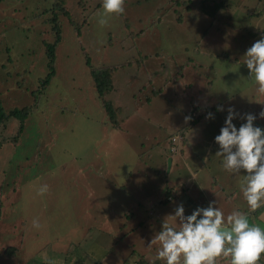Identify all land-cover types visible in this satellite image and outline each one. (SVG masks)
I'll list each match as a JSON object with an SVG mask.
<instances>
[{"label":"rangeland","instance_id":"rangeland-1","mask_svg":"<svg viewBox=\"0 0 264 264\" xmlns=\"http://www.w3.org/2000/svg\"><path fill=\"white\" fill-rule=\"evenodd\" d=\"M190 2L125 0L124 14L101 27L103 0H66L73 26L58 17L53 75L43 91L38 80L47 74L44 49L53 42L52 0L0 2V102L5 112L30 108L14 145L9 140L16 119L9 118L0 133L6 140L0 145V247L23 231L24 255L46 246L55 254L73 246L84 250L98 234L84 237L90 225L107 231L110 220L115 228L104 251L133 250L165 264L155 259L159 243L149 245L179 201L185 215L213 201L225 216L233 210L252 214L240 190L247 173L223 169L214 138L229 107L238 114L232 121L237 129L248 113L264 129V96L243 64L246 49L264 36V0ZM122 63L128 65L114 72L112 89L103 95L120 109L114 128L88 73ZM208 113L213 118L206 119ZM179 137L170 153L172 138ZM44 184L48 192L38 195ZM91 205L96 213L86 217ZM254 224L263 228L264 212ZM5 262L13 259L0 251V264ZM217 264H228L227 258Z\"/></svg>","mask_w":264,"mask_h":264},{"label":"clouds","instance_id":"clouds-1","mask_svg":"<svg viewBox=\"0 0 264 264\" xmlns=\"http://www.w3.org/2000/svg\"><path fill=\"white\" fill-rule=\"evenodd\" d=\"M125 0H103V13L98 24L107 26L112 15L124 14ZM249 79L257 85L256 92L264 96V36L255 41L243 56ZM218 107V111H223ZM224 126L215 143L219 145L216 156L222 157V167L232 174L243 169L240 190L252 211L264 208V129L254 126L255 115L245 114L246 121L237 127L232 121L238 114L234 108L227 109ZM264 118V109L259 113ZM207 118H213L208 113ZM190 120L191 117H185ZM49 187L42 185L38 195L47 193ZM210 202L207 207H197L185 215L183 204L177 205L173 214L162 221L161 230L152 238L149 246L159 243L155 259L166 264H217L218 258H227L229 264H264V228L250 224L248 214L233 210L227 216ZM32 226L41 227L33 219ZM45 264H63L45 254Z\"/></svg>","mask_w":264,"mask_h":264},{"label":"trees","instance_id":"trees-1","mask_svg":"<svg viewBox=\"0 0 264 264\" xmlns=\"http://www.w3.org/2000/svg\"><path fill=\"white\" fill-rule=\"evenodd\" d=\"M2 1H4V0H0V2H2ZM187 1H188V3L190 2V0H187ZM65 2H66V0H52L51 7L47 9V12H51V15H52L50 23L52 25L51 26V33L53 36L52 37L53 42L51 44H48L44 49V54L46 56L45 58H46L47 74L41 81L38 80V82H40L38 89H40L41 91L44 90V88L47 86L49 80L51 79V77L53 75L54 50H55L56 44L60 40L58 26H57L58 17H65L68 20L69 25L73 26L72 21L69 19L70 18L69 14L65 9ZM174 4L176 5L177 3H174ZM184 8L186 9V11L189 10V6H185ZM256 17H259V16L256 15ZM85 64H86V66H88L87 59H85ZM125 64L128 65V63H122V64H119L116 66L89 68V73H88L90 82H91L92 87L95 91L97 99H99L98 101H99V104L101 106V109L104 112V116L107 120V123L111 127H114V128H116L118 126L117 116L120 113V109L114 108L109 101H104L103 95L105 93H108L112 89L111 77L114 74V72L119 67H122ZM158 91L159 90H157L155 92H158ZM38 92L39 91L37 90V93ZM206 110H208V109H206ZM29 111H30V108L23 107L20 109H13L9 112H5L3 110L1 102H0V133H1V129H3V127L5 126V124L9 118H14L18 121L17 130H16L15 134L12 136V138L9 140V142L12 145H14L16 143L17 137L21 133L22 124H23L24 120L26 119ZM208 111H211V110H208ZM198 118L199 117L194 118L193 120H191L190 123L191 124L196 123L199 120ZM5 141L6 140L4 138L0 137V145H1V143L5 142ZM167 192H168V189H166V194H167ZM263 212H264V208H260L256 211H253L252 214H251V212H248L247 214H248V218H249L250 223L254 224L255 222H257L259 216ZM138 225H140V223H138ZM263 228H264V224H263ZM9 247L10 246H5L4 247L5 251L3 250V248L0 251H2V255L5 256V258H11L12 259V257H14L15 254L19 253V251H17V249L13 246H11L10 249H8ZM9 254H11L10 257H9ZM227 261H228V259H227ZM165 264H166V262H165ZM228 264H229V262H228Z\"/></svg>","mask_w":264,"mask_h":264},{"label":"crops","instance_id":"crops-1","mask_svg":"<svg viewBox=\"0 0 264 264\" xmlns=\"http://www.w3.org/2000/svg\"><path fill=\"white\" fill-rule=\"evenodd\" d=\"M211 6L215 7L214 3H210ZM220 4V3H219ZM133 189H140L139 185L133 184L132 185ZM166 191H163L162 195H165ZM168 194V192H167ZM85 197V196H84ZM159 202V204H162V200H160V198L157 199ZM166 200L169 202L171 200L170 196H167ZM179 204H183L182 201L178 202ZM97 212H100V210L98 209ZM96 213V209L94 207V205H91L88 211H85V216H90ZM68 214L70 216H72V212L70 210H68ZM109 220V219H108ZM110 224L108 226V229H106L107 231H102L101 229H99V227L94 226L93 223L90 225L91 227H89L87 229L88 226L85 227V232H84V237L85 234L87 232H90L93 234V231H97V235L91 236L93 237L90 241V243L87 245L86 249L83 250L82 247L80 248H75L76 246H73V250H65L63 249L62 251H58L56 252L57 254H55V252H52L47 246L43 247V249H33V252L31 254H25L23 253V251L21 252V247L24 248V237H25V233L22 231L19 233V236L17 237V239L13 242L11 240L7 241V242H3L0 250L3 248V245L5 246H13L17 249V251H19V253H22V255H18L19 253L15 254L14 257H12L13 262L12 264H29V262H35L34 264H45V261L43 259L44 255H48V253L50 252L51 255L47 256L50 259H54L57 261H62L63 264H116L114 263L115 260L117 259V264H119V262H124V260L129 261V264H160L157 263L155 260L154 262H151V260L148 261V257H144V256H138L135 255V253L133 252V250H131V252L128 255H124V254H118L116 248L114 247H110L108 250L104 251L103 247L110 245L109 243V239L111 236V227L115 228V225L113 223V221H110ZM139 226V225H138ZM88 233V234H90ZM78 235V233H77ZM90 236V235H88ZM49 240L48 242H54L57 241V244L62 240H57V239H53L50 240L48 237L45 238L46 240ZM87 243V242H86ZM85 243V244H86ZM46 245V244H45ZM104 245V246H103ZM4 246V247H5ZM103 246V247H102ZM29 248V251L31 252V248ZM25 249V248H24ZM79 249V250H78ZM116 250V251H115ZM29 252V253H30ZM72 252V253H70ZM108 253V255H107ZM264 254V253H263ZM137 256V258H134L132 256ZM146 255V254H144ZM117 256V257H116ZM126 256V257H125ZM150 257V255H148ZM5 257V256H4ZM39 262V263H37ZM4 264H8V263H4Z\"/></svg>","mask_w":264,"mask_h":264},{"label":"built area","instance_id":"built-area-1","mask_svg":"<svg viewBox=\"0 0 264 264\" xmlns=\"http://www.w3.org/2000/svg\"><path fill=\"white\" fill-rule=\"evenodd\" d=\"M171 141H172L171 143H172L173 146L169 148V152L170 153H174L176 151V146H174V143H176V141L180 142V137L176 138V139L172 138Z\"/></svg>","mask_w":264,"mask_h":264},{"label":"water","instance_id":"water-1","mask_svg":"<svg viewBox=\"0 0 264 264\" xmlns=\"http://www.w3.org/2000/svg\"><path fill=\"white\" fill-rule=\"evenodd\" d=\"M170 161H171V159H170V158H168V160H167V166H169V165H170ZM257 264H260V262L258 261V262H257Z\"/></svg>","mask_w":264,"mask_h":264}]
</instances>
